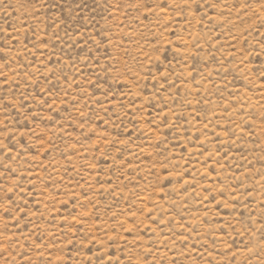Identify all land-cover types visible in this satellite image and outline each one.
<instances>
[{"label": "rangeland", "instance_id": "1", "mask_svg": "<svg viewBox=\"0 0 264 264\" xmlns=\"http://www.w3.org/2000/svg\"><path fill=\"white\" fill-rule=\"evenodd\" d=\"M0 264H264V0H0Z\"/></svg>", "mask_w": 264, "mask_h": 264}]
</instances>
